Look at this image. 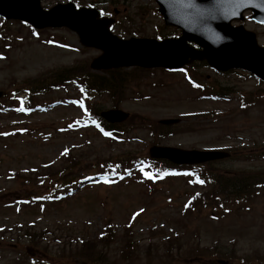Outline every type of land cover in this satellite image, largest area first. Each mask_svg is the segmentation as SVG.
<instances>
[{
  "label": "rangeland",
  "instance_id": "obj_1",
  "mask_svg": "<svg viewBox=\"0 0 264 264\" xmlns=\"http://www.w3.org/2000/svg\"><path fill=\"white\" fill-rule=\"evenodd\" d=\"M66 1L44 0V4ZM110 4L100 5L120 10L117 19L122 22L113 27L119 35L135 32L151 37L162 30L177 31L164 27L154 0H112ZM2 24L0 18V28H5L9 39H0V90L4 91L0 97V264H33L26 230L35 234L37 251L47 253L37 256L55 264H73V260L83 264H255L257 258L264 262V187H250L251 192H262L252 197L250 205L229 200L226 206L231 212L219 218L214 217L215 208H199L201 199L212 197L210 187L203 188L201 179L196 183L184 174L154 182L140 170H131L118 180L88 181L75 194L60 185L54 187L64 168L80 175L95 172L101 169L94 164L143 156L153 144L198 150L229 147L228 159L206 163L212 171L242 172L264 181V84L247 72L222 74L201 63L177 72L128 68L108 75L114 84L125 78L113 95L81 100L71 87L38 95L31 106L20 109L10 94L23 80L70 65L77 69L75 77L84 75L80 69L89 70L100 51L84 47L78 34L65 27L36 33L18 21ZM243 24L257 32L264 45V27L248 18ZM189 76L211 86L213 92H236L227 100L202 98L205 92L191 85ZM93 105L99 110L117 107L129 112L122 126L127 133L111 139L87 122V107ZM166 118L181 122L159 123ZM13 172L19 174L17 178ZM192 195L198 199L191 204ZM110 231L116 239L100 241V234L108 239ZM95 255L104 258L99 261Z\"/></svg>",
  "mask_w": 264,
  "mask_h": 264
},
{
  "label": "water",
  "instance_id": "obj_2",
  "mask_svg": "<svg viewBox=\"0 0 264 264\" xmlns=\"http://www.w3.org/2000/svg\"><path fill=\"white\" fill-rule=\"evenodd\" d=\"M157 2L166 23L182 29L181 37L162 41L120 39L109 29L112 19L99 18L95 8L76 9L73 3L58 4L44 10L40 0H0V14L7 18L27 20L37 28L68 26L77 31L83 44L103 50V54L92 62V67L96 69L130 65L177 67L194 59H207L219 69L240 66L254 72L260 70L264 76V48L257 44L255 34L243 26L231 25L233 19L242 18L246 9H252L253 18L264 22V0ZM187 41L197 42L203 50L189 46ZM103 115L112 121L128 116L120 110L106 111ZM151 154L187 163L224 156V153L216 151L201 152L173 147H153Z\"/></svg>",
  "mask_w": 264,
  "mask_h": 264
},
{
  "label": "trees",
  "instance_id": "obj_3",
  "mask_svg": "<svg viewBox=\"0 0 264 264\" xmlns=\"http://www.w3.org/2000/svg\"><path fill=\"white\" fill-rule=\"evenodd\" d=\"M94 4V1H93ZM160 37L165 36V34L161 33ZM74 69L71 68H63L58 70H53L48 73H45L41 77L30 78L22 83V87H26L27 93L30 95L32 92L40 93L46 92L52 89L53 87H57L60 83H64L67 80H71L73 78ZM118 70L112 71L113 73ZM111 72H109L110 74ZM86 81L89 86H92V91L97 93H113L114 91H118L124 84L125 78H120L117 84H114L113 79H108L104 75H98L95 73H91L90 71L86 73ZM245 181L243 179H226L220 176L214 177V186L220 192H222L226 196L234 195V193L238 192L237 188L240 190L242 184ZM246 188V187H245ZM241 193V192H239Z\"/></svg>",
  "mask_w": 264,
  "mask_h": 264
},
{
  "label": "snow or ice",
  "instance_id": "obj_4",
  "mask_svg": "<svg viewBox=\"0 0 264 264\" xmlns=\"http://www.w3.org/2000/svg\"><path fill=\"white\" fill-rule=\"evenodd\" d=\"M201 183H202V181H201Z\"/></svg>",
  "mask_w": 264,
  "mask_h": 264
}]
</instances>
